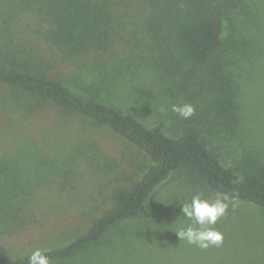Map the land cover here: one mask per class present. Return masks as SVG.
I'll use <instances>...</instances> for the list:
<instances>
[{
    "label": "rangeland",
    "instance_id": "rangeland-1",
    "mask_svg": "<svg viewBox=\"0 0 264 264\" xmlns=\"http://www.w3.org/2000/svg\"><path fill=\"white\" fill-rule=\"evenodd\" d=\"M95 1L109 22L105 51L61 57L35 36L33 16L18 10L11 12L23 19H14L30 24L31 32L16 34L12 27L3 38L18 42L43 73L71 90L95 86L107 103L134 112L147 125L162 123L166 133L172 119H182L172 105L190 103L194 114L205 115L206 136L223 163L246 150L264 162V0H234L228 17L234 46L226 60L218 68L195 69L196 76L185 84L180 78L166 83L167 75L152 62L147 0ZM4 19L0 28L7 26ZM218 25L219 36L229 30L226 17ZM35 101V107L26 108L18 90L0 85V195L2 188L25 193L16 218L0 202V245L11 258L66 245L110 208L113 189L130 187L152 164L107 127ZM197 194L209 200L219 195L195 175L176 171L153 190L138 218L76 256L51 264H264V209L251 203L228 197L226 214L213 226L223 233L220 247L201 249L179 239L175 231L192 224L181 213L182 204Z\"/></svg>",
    "mask_w": 264,
    "mask_h": 264
},
{
    "label": "trees",
    "instance_id": "trees-1",
    "mask_svg": "<svg viewBox=\"0 0 264 264\" xmlns=\"http://www.w3.org/2000/svg\"><path fill=\"white\" fill-rule=\"evenodd\" d=\"M148 21L153 27L150 48L152 62L167 75L166 83L182 84L196 76L195 69L218 68L234 46V26L229 20L234 0H147ZM95 0H0V85L18 90L24 107L33 108L36 98L67 112L81 114L105 126L147 154L152 164L128 188H115L110 208L91 219L86 230L63 246L42 250L51 262L65 261L101 242L111 230L138 218L153 190L176 171H187L210 190L264 209V162L253 150L244 151L226 164L218 147L207 136L203 114L189 119L175 118L168 124L147 125L132 111H121L106 102L105 95L88 85L73 91L59 79L43 73L28 53L20 50L4 33L22 25L21 13L33 16L35 36L53 46L61 57L81 56L88 50L105 51L109 45V22ZM228 19L229 30L219 36L218 22ZM38 20H37V19ZM23 19V18H22ZM36 19V21H35ZM12 31V34H14ZM4 37V38H3ZM25 43V42H24ZM178 84V83H177ZM179 85V84H178ZM208 128V127H207ZM0 202L10 218L23 211L21 188H2ZM1 209V208H0ZM7 213V212H6ZM123 249V247H122ZM29 256V255H28ZM28 256L11 258L0 245V264H28Z\"/></svg>",
    "mask_w": 264,
    "mask_h": 264
},
{
    "label": "clouds",
    "instance_id": "clouds-1",
    "mask_svg": "<svg viewBox=\"0 0 264 264\" xmlns=\"http://www.w3.org/2000/svg\"><path fill=\"white\" fill-rule=\"evenodd\" d=\"M164 110L161 108V111ZM171 110L183 119H189L195 113V108L190 103L172 105ZM228 200L226 194H219L214 200L201 198L197 194L192 197L190 203H183L181 213L191 220L192 224L175 231L179 239L201 249L211 246L220 247L224 236L213 226L226 214L229 207ZM27 260L28 264H51L50 258L39 248L32 251Z\"/></svg>",
    "mask_w": 264,
    "mask_h": 264
}]
</instances>
